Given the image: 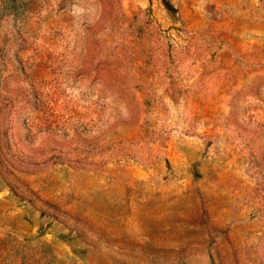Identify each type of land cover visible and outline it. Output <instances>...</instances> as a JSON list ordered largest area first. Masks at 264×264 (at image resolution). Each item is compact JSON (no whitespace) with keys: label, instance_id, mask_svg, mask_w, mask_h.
<instances>
[{"label":"rangeland","instance_id":"1","mask_svg":"<svg viewBox=\"0 0 264 264\" xmlns=\"http://www.w3.org/2000/svg\"><path fill=\"white\" fill-rule=\"evenodd\" d=\"M0 264H264V0H0Z\"/></svg>","mask_w":264,"mask_h":264}]
</instances>
